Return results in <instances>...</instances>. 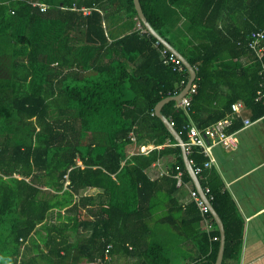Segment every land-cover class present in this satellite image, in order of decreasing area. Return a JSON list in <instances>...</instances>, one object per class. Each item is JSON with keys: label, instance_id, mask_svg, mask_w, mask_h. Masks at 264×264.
I'll use <instances>...</instances> for the list:
<instances>
[{"label": "trees", "instance_id": "obj_1", "mask_svg": "<svg viewBox=\"0 0 264 264\" xmlns=\"http://www.w3.org/2000/svg\"><path fill=\"white\" fill-rule=\"evenodd\" d=\"M34 2L49 8L41 12ZM140 3L197 73L189 108L175 100L162 107L184 142L191 125H213L237 101L252 119L264 117L257 101L264 52L259 57L250 46L251 34L264 32V0ZM121 17L132 31L112 38L104 22ZM157 41L134 0H0V264H171L169 251L183 242L196 249L193 263L215 264L220 232L204 231L195 201L182 206L175 197L179 178L181 185L192 181L181 147L155 113L190 73L185 66L174 71ZM241 127L238 119L229 131ZM148 145L154 147L128 152ZM188 157L195 166L207 160L199 148ZM159 163L164 172L152 178ZM200 177L225 225L222 264H236L243 220L217 175L205 170ZM38 184L60 194L41 196ZM90 188L101 193H83ZM54 208L60 222H50ZM44 222L37 254L25 256V242ZM164 227L177 242L167 241Z\"/></svg>", "mask_w": 264, "mask_h": 264}, {"label": "crops", "instance_id": "obj_2", "mask_svg": "<svg viewBox=\"0 0 264 264\" xmlns=\"http://www.w3.org/2000/svg\"><path fill=\"white\" fill-rule=\"evenodd\" d=\"M124 21L125 17H121L119 21L112 22L113 26L109 21L104 22L107 33L109 32L112 38H119L130 33L132 31L131 28H123L122 23H124ZM119 22L121 23L119 24ZM179 25L183 28L185 25L184 19L179 21L178 26ZM139 26L140 25L137 24V29H139ZM222 91L226 93V89H223ZM245 118L251 122L250 125L245 124ZM238 119L242 121V127L231 131L236 134V138L238 139V146L236 148L227 150L221 145H216L212 147L209 156H206L201 149H199V152L211 162V167L206 170L213 175L215 174V176L217 175L221 180L223 183L222 189L227 191L234 200L237 212L244 223L242 248L236 264H264V117L254 120L251 118L250 110L246 108L242 112V117L237 118L236 120ZM191 126L196 125L193 124ZM153 147L154 146L152 145V148ZM164 169L165 166L162 163H159L157 167L150 171L151 177L159 178L164 172ZM155 171L157 173H155ZM33 177L34 176L25 177V180L30 181ZM198 177L204 191V186L201 182L202 178L200 176ZM15 178L22 177L16 175ZM190 178L192 183H183V185H181V180L179 178L180 182L178 183V186L181 187L175 197L179 200V203L182 206H187L195 201L192 196L193 190L199 193L194 180L191 176ZM38 186L41 190V196H45L46 194L47 196L51 194H60L59 191H55L47 186H42L41 184H38ZM83 193L90 196H96L101 193V190L90 188ZM54 212V218L51 219L50 222H60V220H56L58 209L54 208L53 213ZM62 212L64 213V210ZM215 223L216 224L212 223V225L208 227V224L203 222L202 226L204 231H215L218 229L220 232L216 220ZM45 226V222L37 225L30 239L25 242V245L22 248V253H24L25 256L31 257L37 254L38 249L34 243L41 244V240L45 234V230H43ZM164 235L169 243H175L178 241L176 233L168 227H164ZM169 252L172 253L171 250ZM173 252H176L178 256H171V264L193 263V259L197 256L195 247L189 242H183L182 245L176 247Z\"/></svg>", "mask_w": 264, "mask_h": 264}, {"label": "built area", "instance_id": "obj_3", "mask_svg": "<svg viewBox=\"0 0 264 264\" xmlns=\"http://www.w3.org/2000/svg\"><path fill=\"white\" fill-rule=\"evenodd\" d=\"M33 5L38 6L41 12H44L49 8L47 4L39 3V2H34ZM72 9L76 10L77 8L74 7ZM80 11H82L84 14L90 13V9L85 7L81 8ZM263 40H264V32L257 31L251 34L250 46L251 48L256 50L259 57H262L264 52V47L261 45V42ZM158 43L159 41H157L156 45H158ZM162 56L164 58V61L167 64H170L174 71L184 70V63L182 59L179 56H177L175 53L171 52L168 48H164L162 50ZM184 83L185 81H182V84ZM196 89H197V84L194 81L189 91L187 92L186 96L181 100L179 105L182 106L184 109L189 108L192 103V98H193L192 96L196 93ZM257 101H260L264 104V85H261V89L257 92ZM245 109L246 106L243 103V101H237L232 104L231 113L227 115V117L218 120L213 125L208 126L204 129H199L196 126H190L187 133L188 140L183 143L187 155L190 154V152L193 150L194 147L201 149V151L206 156L210 155V151L212 147L216 145H221L223 148L227 150L236 148L238 146V139L236 138V134L234 132H230L229 129L237 118L242 117V112ZM244 122L246 125H250L251 123L246 118L244 119ZM190 163L192 164L194 171L198 176L202 175L207 168L211 167V162L208 160L203 165L195 166L192 160H190ZM66 183H69V181H67ZM204 193L207 196L208 200L211 202L212 196H209L211 193L210 188L208 187L204 188ZM192 196L198 208L200 209L202 216L204 217V222L208 224V227L211 226L212 225L211 220L206 217L208 213H211L210 207L207 205L205 200L200 196V194L197 191L193 190ZM214 240H217V237H215ZM189 264H199V263H189Z\"/></svg>", "mask_w": 264, "mask_h": 264}, {"label": "water", "instance_id": "obj_4", "mask_svg": "<svg viewBox=\"0 0 264 264\" xmlns=\"http://www.w3.org/2000/svg\"><path fill=\"white\" fill-rule=\"evenodd\" d=\"M134 4H135V8L137 10V13L139 15V18H140L141 22L144 24V26L147 29V31L152 36H154L159 42H161L163 44V46H165L171 52H173L177 56H179L182 59V61L184 63V66L188 69V71L190 73V77L191 78H190L187 86L178 95L162 99L156 105L155 113L162 120V122L164 123L165 127L167 128V130L171 133V135L173 136V138L177 142V145H179L181 147L182 155H183V159H184V163H185L186 169H187L188 173L190 174V176L192 177V179L194 180V182L196 184V187L199 190L200 195L205 200L207 205L210 207V211H211L212 215L214 216L216 222L219 225L220 232H221V242H220V248H219V252H218V256H217L215 264H222L223 258H224V249H225V240H226L225 229H224L223 222H222L220 216L218 215V213L216 212V210L214 209L212 203L208 200L207 196L205 195V193L203 191V188H202V186L200 184L199 177L196 175V173L194 171V168H193L192 164L190 163V159H189V157H188V155L186 153L185 147L183 145L184 141H183L182 137L180 136L179 132L174 128V126L172 125L170 120L162 114V107L166 103H168V102H170L172 100H175L178 103H180L181 100L186 96V94L189 91L192 83L196 80V77H197L196 70L188 62V60L170 42H168L164 37H162L152 27V25L149 23L148 19L146 18L145 14L143 12L140 0H134Z\"/></svg>", "mask_w": 264, "mask_h": 264}, {"label": "rangeland", "instance_id": "obj_5", "mask_svg": "<svg viewBox=\"0 0 264 264\" xmlns=\"http://www.w3.org/2000/svg\"><path fill=\"white\" fill-rule=\"evenodd\" d=\"M108 21L110 24H112V21L110 19ZM120 23L121 22H119V24ZM112 26H113V24H112ZM147 147L152 148V145L151 146H149V145L148 146H139V147H137V149L130 147L128 152L129 153H135L137 151L139 152V151L147 150ZM155 173H157V172L155 171ZM156 217H158V215ZM169 253H170V256H178V254L176 252L172 251V253L171 252H169ZM114 262H115V264H133L132 261H125L123 259H115Z\"/></svg>", "mask_w": 264, "mask_h": 264}]
</instances>
